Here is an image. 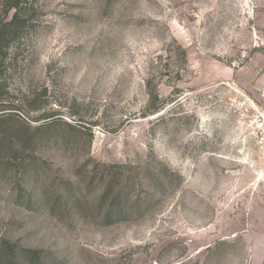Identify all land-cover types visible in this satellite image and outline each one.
<instances>
[{"label":"rangeland","instance_id":"rangeland-1","mask_svg":"<svg viewBox=\"0 0 264 264\" xmlns=\"http://www.w3.org/2000/svg\"><path fill=\"white\" fill-rule=\"evenodd\" d=\"M19 1L0 264H264V0Z\"/></svg>","mask_w":264,"mask_h":264},{"label":"trees","instance_id":"trees-1","mask_svg":"<svg viewBox=\"0 0 264 264\" xmlns=\"http://www.w3.org/2000/svg\"><path fill=\"white\" fill-rule=\"evenodd\" d=\"M19 0H0V10L3 12L5 20L10 11H13L14 14L12 15L11 19L3 24V20L0 21V78L2 74L1 66L3 62L10 58L9 56L12 55L11 52V45L16 43L17 41L22 38L23 32V24L19 21ZM2 85H0L1 89ZM8 98L7 93L5 91H0V126L7 123L10 119H4V117L8 116L5 113L7 111L9 105H7ZM159 105L158 107L154 108L150 111V114H155L159 112L162 107ZM7 121V122H6ZM11 121V120H10ZM2 144L0 143V152L2 151ZM13 250L9 243H0V261L5 258V256L11 255L12 256Z\"/></svg>","mask_w":264,"mask_h":264},{"label":"built area","instance_id":"built-area-1","mask_svg":"<svg viewBox=\"0 0 264 264\" xmlns=\"http://www.w3.org/2000/svg\"><path fill=\"white\" fill-rule=\"evenodd\" d=\"M258 147L264 151V139L258 141Z\"/></svg>","mask_w":264,"mask_h":264}]
</instances>
